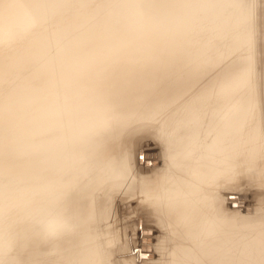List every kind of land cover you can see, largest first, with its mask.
<instances>
[{"label": "bare ground", "instance_id": "6f19581e", "mask_svg": "<svg viewBox=\"0 0 264 264\" xmlns=\"http://www.w3.org/2000/svg\"><path fill=\"white\" fill-rule=\"evenodd\" d=\"M97 1L78 18L89 10L98 15ZM254 2L136 0L134 6L114 2L110 7L125 18L124 26L104 31L99 42L86 35L72 39L76 33L72 32L64 45H57L64 42L59 37L63 30L74 22L65 23L69 17L59 19L65 23L63 29L29 41L55 52L33 50L26 56L21 35L11 40L10 49L0 52V85L17 79L20 90L36 80L55 87L48 92L54 105L39 101L29 106L27 113H33L21 119L20 129L0 117V191L6 193L0 199V264L8 259L12 261L8 264H23L26 259L33 264L106 261L100 259V241L90 223L104 213L101 193L108 202L120 189L128 197L142 196L152 214L172 225L176 239L167 241L165 264L178 260L177 264H203L216 253L223 254L222 260L233 255L225 244L214 241L227 233L220 236L214 227L218 198L227 204L233 200L230 193L218 190L236 175L238 166L246 173L259 163L264 166V118L259 116L264 112V107L259 110L264 106V57L257 72ZM144 19L150 27L146 30L138 27ZM53 29L35 28L33 34ZM78 29L84 32L83 26ZM50 69L54 72L48 74ZM24 95L9 102L15 108L35 100ZM131 126L152 129L163 148L162 157H153L152 174L138 175V180L131 174V143L117 149L113 139L115 129L120 134ZM34 128L40 132L38 155L28 147L32 141L28 131ZM110 128L113 136L104 135ZM3 129L20 130L23 139L15 142ZM147 157L151 163L152 155ZM29 215L37 216L33 221ZM25 216L33 223L21 226ZM7 234L11 238H5ZM7 251L13 254L8 256Z\"/></svg>", "mask_w": 264, "mask_h": 264}, {"label": "rangeland", "instance_id": "374dc122", "mask_svg": "<svg viewBox=\"0 0 264 264\" xmlns=\"http://www.w3.org/2000/svg\"><path fill=\"white\" fill-rule=\"evenodd\" d=\"M93 1L94 0H0V52L9 48L10 45H12L11 40H17L20 35L23 38L26 56L31 55L33 50V53H35L37 50H42L38 51V53L43 54H48L53 51L55 52L57 51L55 50V48H53L52 50H47L46 52L45 48H40L37 40L36 46L34 44H30L29 41L35 40L36 38H42L47 35H53L57 29H63L62 25L70 20L74 22L69 24V26L63 30L60 36L58 35L60 37V40L63 39L64 42L60 41V43H63L57 45H64L66 43V38L69 36V34H72V32H76L72 35V39H85L84 36L86 35L90 38L92 37L91 39H89V41L99 42L98 39L101 38V35L104 31H118V29L120 30V28L124 26L123 23L125 18H122L117 9L111 8L110 4L116 2L117 6L119 3H125L134 6L136 3V0H98L97 4L101 8V11L98 15L93 14L92 10H89L84 16L78 18L84 12L86 6L92 4ZM262 4V0H255L254 2V6H257L256 10L258 13V16L256 17V21L258 24V34H254V38H256L255 45L256 48H258L257 56L255 57V68L257 72L259 70L258 67L264 57V39L262 36L264 34V22L262 20V11L264 9V5L262 6ZM152 8H154L153 5ZM49 17H52V19L48 20ZM66 17H69L68 20H64V18ZM60 18H63L65 23L63 20H59ZM239 19L240 21L235 25L236 27H239L241 24V17H239ZM82 26L84 27V32L80 34V29L78 28ZM49 27L54 28L49 33L41 35L33 34L35 28L37 30H45ZM138 27H142L141 29L143 30L150 28L147 25L145 19L143 23H141ZM42 41L43 40H41V43ZM37 59L42 60L43 58ZM52 72H54V70L50 69L48 71V74ZM106 74L107 73H103V75ZM16 82H18L17 79L5 80L2 81V84L0 85V117L7 118L11 123L17 124L16 128L14 129H20L21 119L25 115H31L33 113L32 111L31 114L27 113L31 106L35 107V105H37L39 101H47V104L49 102L52 106L54 105L52 97L48 96V92L52 90V87L55 86L52 82L41 84L39 80H36L31 81L25 87H23L22 90H20V87L15 85ZM16 94H25L24 96L29 95V98L35 100L28 101L25 106L18 104L14 108L9 100L13 97L18 96ZM41 95L44 96H42L38 100ZM263 107V104H261L259 110H263ZM9 115L12 116L10 119ZM259 116L260 120H263L264 112H260ZM117 126L118 125L112 128L114 129ZM112 128H110L109 130L106 129V132L104 131V135L111 136V131H113ZM127 128L125 129V132L123 130L120 134L119 132L117 133L116 129V132L114 130L113 135L115 134V136L113 137V139L116 140L115 147L119 148L120 146H123L124 148L125 145H127L128 147V145L131 143L129 151L132 157L131 174H133V178H135L134 180H136L137 178L141 179L138 175H142L141 177H143L144 174L145 178L149 177V174H152L150 168L153 162L156 160V158L153 157H156V154H159V157H162V144H159L160 141L158 136L154 138L157 133L153 132L152 129H149L147 126H143L141 128L136 127L138 128L137 131L136 128H133L132 126ZM132 129H134V131ZM139 129L141 130L140 132L138 131ZM107 130L110 132V134ZM131 130L133 132H130ZM18 131L20 132V130ZM3 132L9 135V137L13 141L21 142L20 139L22 137L20 136L19 132L13 133L10 132V129H7V131H4L3 129ZM28 133L32 135V141L29 143L28 147L33 151H37L36 155H38V152L40 153V150L38 151L39 140H37L38 134L40 133L39 129L34 128L32 131H28ZM151 134H154V136H152ZM117 135L122 136L119 139V136L118 138L116 137ZM35 146L36 148L34 149ZM122 152L123 151H121V153ZM140 153L142 154V156H140ZM148 153H150L153 158L151 163H149L150 160L147 157ZM137 155L140 158H137ZM40 158L41 157L39 156L38 159ZM139 160H141V162ZM158 160L159 162H161L160 158ZM156 165H158L157 161L154 166ZM238 167L239 168L237 169L236 175L229 180H226L224 185L220 187L221 189L218 190L224 195H226L225 192L230 193V196L233 198V200L229 199L227 204V202L222 201L221 197L218 198V211H216V216L218 217L215 218L216 222L214 226L220 236V233L224 230H226L227 232L225 236H221L223 237L222 239L215 238L214 241H216L217 245L225 244L226 246L224 245L223 248L225 250H230L231 253L233 252V255L228 258L230 260L227 261L228 259L222 260V253H216L217 255L215 254V256H210L208 258L206 257L203 264H206V262L208 264H211L212 262L218 263L220 261L219 258H221L222 262L218 264H224L223 261L228 262L227 264H264V246L261 242L262 240H264V228L260 229V227L258 226L261 225L262 227H264V166L263 168H260L259 163V165L257 166L258 168L248 170L247 173L246 171L242 170L245 168H243L242 166ZM145 174L147 175L145 176ZM240 191H242L243 193L240 194ZM126 192L127 191L121 189L118 191H113L111 194V196H113H110V199L108 201L109 203L106 201L108 199L107 197H105V194L101 193L102 200L100 204H102L103 201L106 202L101 205L103 208L102 210H104L101 212L104 213H102L101 215L100 212L99 215H101V218L96 217L92 220L96 222L98 220L97 223H90V225H93H91V229L93 231L95 230V234H97V237L100 239H98V242L100 241L99 253L102 255L104 254L103 256L99 254L100 259L103 258L106 260L102 261L101 264H165L164 261L166 257H168L166 255V251H168L170 248V245H166L167 241L170 239L171 241L176 239L175 231H172L173 229H171L172 225H167L166 222H163V217H161L160 219L156 214H152V208L146 206L147 202L142 201L145 200L142 198V196V199L134 196L128 197V193ZM5 195L6 193L4 191H0V199L5 197ZM103 205L106 206L104 207ZM104 208H106V210L108 209V212ZM229 208L231 210L233 209V211H231ZM106 213L107 217H105V219L103 216L104 214L106 216ZM260 215H263V222L260 219ZM36 216L29 215V218H32L34 221V218L36 219ZM25 217H23L25 221L22 218L21 226H28V224L30 225L31 223H29V221L33 223V221H31L32 219L27 218L28 215L26 218ZM258 222H260V224H258ZM224 225H226L228 229L223 228ZM257 228H259L260 230H257ZM254 232H256V234L260 233L261 237L258 238L254 236ZM9 237L11 238V236L7 234L5 238ZM260 238H262V240ZM46 245L48 247V244ZM171 247L173 249V246ZM138 249H140L139 254L137 253ZM183 251L185 250H180L181 253ZM8 252L9 251L6 252L7 254H9L8 256L13 254L12 251L9 253ZM171 252L174 255L177 254L175 253V251ZM170 253H168L169 256ZM181 253L178 255H181ZM174 255H171L172 259L176 258ZM32 257L31 258L34 259L35 256ZM97 258L99 259V257ZM8 260L4 261L2 264H8L11 261ZM30 262L31 264L34 263L33 260L27 261L26 259L23 264H30Z\"/></svg>", "mask_w": 264, "mask_h": 264}]
</instances>
